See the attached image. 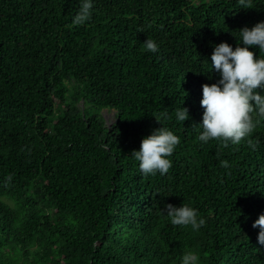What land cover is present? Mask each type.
Segmentation results:
<instances>
[{
  "label": "trees",
  "instance_id": "1",
  "mask_svg": "<svg viewBox=\"0 0 264 264\" xmlns=\"http://www.w3.org/2000/svg\"><path fill=\"white\" fill-rule=\"evenodd\" d=\"M91 2L74 24L82 0H0V264H179L189 250L201 264H264L252 227L264 213V119L227 147L201 143L193 125L202 85L219 78L213 46L235 48L264 0ZM160 112L180 143L166 174L144 176L131 152ZM182 203L205 219L199 231L161 214Z\"/></svg>",
  "mask_w": 264,
  "mask_h": 264
},
{
  "label": "clouds",
  "instance_id": "2",
  "mask_svg": "<svg viewBox=\"0 0 264 264\" xmlns=\"http://www.w3.org/2000/svg\"><path fill=\"white\" fill-rule=\"evenodd\" d=\"M238 3L246 8L249 0H238ZM91 9V0H82L73 23L83 24L90 18ZM239 30L240 43L235 48L227 42L213 46L209 65L219 78L215 83L202 85V119L193 124L201 129L197 137L201 143L218 140L224 147L239 145L260 123V119H254V116L264 119V56L255 55L250 50L264 53V20L251 28L245 26ZM143 45L149 52L158 51L154 39L147 38ZM153 116L161 127L143 137L139 150L131 152L144 176L166 174L171 167L169 157L180 143V138L164 126V122L170 118L168 113L160 112ZM175 119L178 122L188 120V109L183 106L175 109ZM248 144L254 148L251 140H248ZM220 164L228 167L227 161H220ZM161 214L167 217L171 225L190 227L194 232L205 225V219L200 217L197 209L186 203L179 206L166 204ZM252 227L259 229L257 243L264 248V213L258 216ZM179 264H201L200 255L193 250L186 251Z\"/></svg>",
  "mask_w": 264,
  "mask_h": 264
},
{
  "label": "rangeland",
  "instance_id": "3",
  "mask_svg": "<svg viewBox=\"0 0 264 264\" xmlns=\"http://www.w3.org/2000/svg\"><path fill=\"white\" fill-rule=\"evenodd\" d=\"M105 116H106L108 124H111L114 122L115 117H114L113 111L105 110Z\"/></svg>",
  "mask_w": 264,
  "mask_h": 264
}]
</instances>
